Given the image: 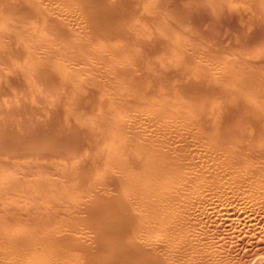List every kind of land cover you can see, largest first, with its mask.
I'll list each match as a JSON object with an SVG mask.
<instances>
[{
	"label": "bare ground",
	"instance_id": "6f19581e",
	"mask_svg": "<svg viewBox=\"0 0 264 264\" xmlns=\"http://www.w3.org/2000/svg\"><path fill=\"white\" fill-rule=\"evenodd\" d=\"M177 1H179V0H177ZM177 1L176 0H0V26H2V28L4 25L3 20L7 17H11L12 19L14 18L15 21L17 20L18 22H20L22 24L28 23V24H33V25L45 26L46 32H49L51 35V39L54 42L55 41L60 42L58 44H54L52 42L53 43V45H52L51 42H48V41H51V40H48L50 38L49 37L48 39H46V40H48L47 41L48 44H46L47 45L46 49H43L42 45L45 46V43L41 44L39 42L41 40H39L36 37V39L38 41L37 42L34 39V36H31V33L29 32L30 31L29 28H28V30H26V29H23L20 27V29H23V30H21L19 32V36L22 34L24 37L23 38L21 36V40L22 41L24 40L26 42L30 41V43L27 42L24 45V47H21L19 50H17L16 56H18L19 59H21V60L26 58V59L30 60L31 62H33V64H34L33 69L34 70L32 71V74H31L34 76L33 81L37 80L36 83L39 82V83H37L38 85L43 84V87H44V88L42 87L43 90L45 89L44 85H46V87L49 86L52 89V91H57V89L60 88L59 87L60 85L63 86V88L67 89L69 84L72 82L70 71L74 69L73 67L74 66H77V67L80 66V67H83V69H84V67H85V69H87L86 66H84V65H88L90 67V68L88 67L89 70L91 71L90 73H92V72L95 73V75L92 73L94 76H96L98 73H99V75H101V74L105 75V78H107V81L110 82L108 84L114 85V88L117 86H122V88L120 90H117L114 92L112 90H110V92L113 94H110L107 91L106 93L110 94V97H111V95L112 96L115 95V98H116L117 93L115 94V92H118L119 95L122 97V99H124L123 100L124 103L121 106L119 105V107H121L120 113L116 114V111L118 112L119 109L117 107V104H116V106H114V108L116 109V110H114L115 114H116L115 118H117V121L120 120V119L118 120V118H121V121L118 124V126L115 125L114 126L115 128H113V132L117 131L116 133H118V135L116 136L115 135L116 133H113L114 136L112 134H109L112 129H109L107 126H106V128H108L110 130V131H108L109 135L106 134L107 131L104 130L105 128H103V130L106 131V133L103 132V134H102L104 136L107 135V138H109L108 136H110V135L113 136V139L111 138L108 141H110V143H111L109 145V149H112V147L114 149L115 148L117 149V150L112 149V150H114L113 152L110 150L112 152L111 156L113 155V158H114L113 153H115L116 157L118 156V158H119V159L118 158L115 159V161H117L116 163H115V161H112L114 164H116L117 168L115 165H113V166H115L114 169L109 167V169L106 170L105 168L107 166H105V168H104L105 170H99L98 169L96 171L95 175L93 173H85L86 171L90 170V169H88V170L85 169L86 171L80 173L79 178H78L79 180L77 181V183H79V189H76L77 188L76 187V188H73L72 190H71L70 186L72 185L71 183L75 182L74 180L77 177V175H75L76 177H73L74 178V180H73L71 175L68 174L70 176V177L68 176V179L72 178L71 180H73L74 182L73 181H71V183L69 182L70 183V186H69L70 189H68L69 190L68 193H70V196L67 199L65 198L67 196H65V197L62 196V198H60L61 194L58 195V197L60 198V199H58V197L56 196L57 195L56 192H54V193H56V195L54 194L55 197H53L52 199H50L48 197V200H41L40 201V199H38L37 196L35 199H32L31 198V197H33V196H31L32 193L30 194L28 192V191H30L29 188H31V187L28 188L29 190L26 189L27 191L23 190L25 188H21V186H23L24 183H22V185H21V183L19 184L20 188L22 190L20 189V190L16 191V193L18 192L17 195L19 197L25 198L24 201H22L21 198H19L18 196H17L18 198H14L10 194V192L14 189L11 187L12 185L10 186L12 190H10L9 193H6L7 192L6 191L4 194L0 195V255L2 254L4 256V258H8V257L15 255L16 258L19 259V261H21L24 264H184L183 263L184 260H182V259H184L183 256H185L183 249L185 248L186 245L188 246L187 241L191 239L190 237H188L190 239H187V235L191 231H193V229L192 230L190 229L191 230L190 231L189 228L187 229V227L189 226V222L194 221V223H192V227H194L193 225L195 224L194 219H192L193 221L191 220L188 222V219H190L189 218L190 215L193 214L191 216H194V212L197 211L196 209L202 208V206H203V208H206V210H209L208 211L209 213H211L210 210H212L213 208L209 209L211 207H208V209H207V206H206L207 204L209 205L211 203L210 198L214 197L219 192L222 194L221 196H224L225 193H230L229 192L230 189H234L233 188L234 184L232 183V181L233 182L235 181V183L237 184L236 185L237 187H238V185L240 186L241 184L248 185L247 183H252V181L249 182V180H248V182H247V180H244L246 178V177H244V175L241 176V174H240V173H242L241 170H244V168L246 166H244V168H243V167H241L240 164L244 163L243 159L246 158L245 153L247 154V156L249 154L246 152L247 150H245L246 146H247V148H249L251 146L253 148H256L257 151H263V153H264V99L262 100V98L264 97V92L259 93L261 91V89L264 88L263 81L258 79L261 83H263V85H262L257 80V82H259V85L261 84L260 86H262V87H260L258 85L259 86L258 90L255 89V87H250L249 88L250 90H253L251 88H254L255 90L253 92H250V90H248L249 92H246L247 91L246 88H248L246 86L252 85V84H250V83H253L251 80L255 81V79L257 78L256 77L258 75L257 71L255 72L257 75L252 74L254 76L253 78H255V77L256 78L250 79L251 82H249V84L245 83L248 79L246 80L245 79L246 77L243 78V80L244 79L246 80V81L242 80V84H244L243 86L246 87L245 88V87L241 86V88L245 89V91L243 92V89L240 88L242 90L241 91L239 88H237V87H240L237 85H239V84L241 85V79H240V81L239 80L237 81L238 76L236 77L235 74H232L234 72H232V73L229 72L231 74H229V73L227 74V71L229 69V68H227L229 66L228 65L229 61L226 60L228 64L225 63L226 64L225 65V64H223V60L221 58L222 63H218V64H222V65L226 66L222 69L220 68L221 70L218 68L219 67L218 65H216L215 63H214L215 65L213 64L214 66H217V68H218V70H220V72L222 70H224L225 68H227V71H225V70L224 71L227 74V77H228V75H230L227 79L225 78L226 81L224 79H222V80L218 79V83H221V84H217V83L215 84L214 76H216L215 78L217 79L218 77L224 78V77H226V75L225 76L223 75L224 77H222L221 75L217 76L219 71L214 72L215 68L213 66H210V67L213 68V69L212 68L211 69L214 70L213 71L214 73L211 70H207L208 67L206 69V67L203 66V64H202V61L197 59V61L201 62V65H199L201 67L195 66L196 67L195 70L191 71V72H197L199 74H203V76L205 77L206 74L208 75V73L211 71L213 74H210V75H212V76L214 75V76L210 77L208 75V76H206L207 80L206 79L201 80L202 83L204 82V80L207 81V82L205 81V83H203L205 87H203L202 83L200 85L201 81L196 82L199 80L195 81L193 79L197 75H195L194 77L191 75L192 79L189 76V78L191 80H189V78H188V80L180 82V84L178 86L177 85L175 86L177 89V91L175 90L177 93L176 97H178V93H180V94H183L184 97L186 96L185 99L189 100V101L187 100V103L191 102V105L188 103L191 106L190 109H188V111H183L182 108H181L182 109L181 110L179 108L180 106H177V103H176V106H174L175 109L171 108L175 104H172V106H169V104H167V105L159 104L160 102L162 104L166 103L165 101L164 102L162 101L163 100V98L161 97L162 95H165V94H166V96L170 95V91L166 90V92H165L164 86L161 88H162V92H165V94L155 93V90H154V94H153V92L151 93L150 89L146 88L148 90H145L144 89L145 87H144L142 90V88H141L142 85L146 86L145 84H147V86H149L148 83L151 82L153 79V78L150 79V81H148V79H147V81L144 82L145 78H146V77L144 78V75H146V74L148 75V73L151 76L156 74L155 76L158 75L160 77H163V79H164L166 74H168L166 72V74L164 75V71H167V70H163V69H168V68H166V67L164 68V66H161V64L158 65V63L156 62L157 64L155 63L156 65H155L154 69H150L148 67L149 65L146 66L147 64L145 65V61H143V60H145L144 57L146 56V54L148 52H150V49L152 50V48H159V49L164 50L166 48L165 45H167V44H165V41H163L166 39L161 40L160 37L159 38L157 37L155 32H152V33H154L155 38L154 39L152 38L153 40H151V41L141 38L142 35H140L138 37L137 35H135V33L138 32L137 34L139 35V33L142 31V29L144 30L146 28V27H142L141 22L146 21L147 18L149 21L152 20V22L154 24H156L155 22L157 21V24L159 23V27H160L158 30H165V28H166V30H165L166 32H167V29L169 28L168 24H166V23H168L169 20H167V22L165 20V23H164L163 21H164L165 16H167L168 18L170 17V19H172L171 17H173V19L174 18L177 19V22H175V23H179V25L181 23L185 26L186 22L187 21L189 22V20H191V18H189V17L195 13L197 14V12H195L196 11L195 8H197V7L193 8L195 11L194 10H191V11L188 10L191 12L190 13L191 15H189L188 12L186 13V11H185V13L183 12L185 15L188 14L187 15L188 17L185 18L183 13L179 12V10H182V9H178L179 6L176 5ZM184 1H188V0H184ZM179 2L181 3V1H179ZM243 2L244 1H242L241 3H243ZM246 2H248V1H245L244 3L246 4ZM182 3H183V1H182ZM182 3H181V5H183L185 2L183 4ZM247 4L249 5V3H247ZM141 6H142V8H141ZM250 6H252V5L250 4ZM140 8L142 9V11L140 10ZM182 8H183V6H182ZM258 9L261 10L262 14L257 9L255 12L259 11V13H257V14H261L260 19L258 16L256 17V13L253 10L252 11L255 13V15H254L255 18H257V20H261L264 18V17L262 18V15L264 13V11H263L264 8H261V9L258 8ZM239 10H240V8H239ZM148 12H151V13L156 12L157 14H154L156 16H154V18L152 16V18H151L150 14ZM250 14H252V13H250ZM163 15H164V17H163ZM248 15H249V12H248V14H246V16H248ZM161 16L163 18H159ZM167 17L165 19H167ZM196 17L194 16V18H196ZM226 17L228 18V16H226ZM245 17H243V18L246 20L247 18H245ZM252 17H253V15H252ZM178 18L180 19V21L178 20ZM188 18H189V20L185 21V19H188ZM194 18L192 17V19H194ZM153 19H154V21H153ZM250 19H251V17H250ZM250 19L248 22L251 21V23H252V19L251 20ZM245 20H244V22H245ZM233 21H234V19H233ZM18 22L15 25L16 28H17ZM193 22L196 23L197 19ZM198 22H199V20H198ZM248 22L246 24L250 25V23H248ZM259 22L260 21H257V23H259ZM254 23L256 24V21ZM260 23L258 25H253V26H259L258 29H260L262 25L264 26V23H262V21ZM9 24L12 25V23H9ZM160 24L162 26H164L166 24L167 26L164 29H162L161 28L162 26ZM169 24L171 25L170 21H169ZM10 25H8V26H10ZM188 26H191V25L188 23ZM192 26H194V25L192 24ZM195 26H197V25H195ZM12 27H13V25H12ZM153 28L155 30L154 26H153ZM174 28L178 29V27H174ZM194 28L195 27H191L190 28L191 30L188 28L189 33H193L192 31L194 30ZM234 28H236V27H234ZM245 28L247 29L248 27L245 26ZM17 29H19V28H17ZM30 29H31V27H30ZM170 29H171V32H173L172 26H170ZM261 29H264V28H261ZM37 30L38 29H36V32H37ZM173 30L175 31L176 29H173ZM238 30L240 31L241 29H238ZM133 31H134V33H133ZM145 31L146 30H144V32ZM178 31H181V30L178 29ZM188 31L186 33L183 32L185 35H181V37L180 36H178V37L183 39L184 37H182V36H186ZM244 31H247V30L244 29ZM252 32L255 34L258 31L256 30V32H255L253 30ZM28 33H30V34H28ZM158 33H159L158 36H160V32H158ZM195 33H193V34H195ZM234 33H237V32L234 31ZM1 34L2 35H0V39L1 38L3 39L5 34H3V33H1ZM239 34L240 35L242 34L241 31L239 32ZM248 34H250V32ZM258 34H260V32H258L257 35ZM6 35H7V32H6ZM196 35L197 34H195V36ZM242 35H244V34H242ZM171 36H172V34H171ZM174 36H176V35H174ZM174 36H172V38ZM187 36L190 39L192 37V36L190 37L189 35H187ZM205 36L206 37L208 36L207 32H206ZM250 36H251V34H250ZM250 36L247 38L251 39ZM6 37H8V36H6ZM10 37L11 36H9V39L11 40ZM42 37H43V35L39 38H42ZM245 37H246V35L244 37H242L243 41H245V39H246ZM254 38H252V39L255 40ZM257 38H258V36H257ZM261 38H264L263 35ZM27 39H30V40H27ZM43 39H45V38H42V41H43ZM181 39H179V43L181 42L180 41ZM242 39H241V41H242ZM252 39H251V41H252ZM256 40H260V38L256 39ZM262 40H264V39H262ZM4 41H6L8 43V39L0 40V47L3 46ZM31 41H33L32 45H31ZM190 42L187 43V45H189V47H190ZM237 42H236V45L241 46V45H239L241 42H238V44H237ZM13 43H14V41H13ZM13 43H11V44H13ZM166 43H168V42H166ZM11 44L9 45V47L11 49V53L12 52L15 53L16 51L13 47H11L12 46ZM33 44H37V45L39 44L40 46L32 47ZM119 44H121V45H119ZM181 44H183V43L181 42L180 46H181ZM244 44H243V46H244ZM246 44H247V42H246ZM252 44L254 45L255 43H252ZM259 44H260V42H259ZM177 45L179 46V44H177ZM236 45L233 44V47H235ZM248 45H249L248 47L251 48V46H250L251 44H248ZM255 45H257V43ZM255 45H254V47H256V50H255V48H252L256 51L255 55L258 54L257 52L260 49H261L260 53L263 52L262 54H264V50H262V47H260L258 45L260 47V49H259V47L255 46ZM168 46H170L169 43H168ZM178 46L177 47L175 46L174 47L175 49L174 48L173 49L167 48L170 50V53L168 51L167 54L165 53L166 56L162 57L163 59L166 58V60L164 59L165 63H163V64L170 63V62H168L169 59L172 62L174 59H180L179 61L187 60L188 57L185 56V54H186L184 52L185 50L184 49H183V51L180 50L181 48L179 49ZM150 47H152V48H150ZM241 47H239V49ZM257 47L259 50L257 49ZM32 48H34L35 50L43 51L44 55H48L49 57L53 58V60L50 58L52 61H54V60L60 61V62L56 63V66L52 67V69H55V70L48 72V71H46L48 68L47 66H44L42 64H35L36 60L39 59L38 57L41 56V54L39 55V54L34 53L33 52L34 49L31 50ZM229 48H230V46L227 49L229 50ZM250 48L247 50L249 51ZM167 49H166V52H167ZM235 49H236V47H235ZM242 49H243V47L240 50H242ZM244 49H246V48H244ZM247 50H244V52H246V53L240 51V53H241L240 55L248 54V56H250L251 53L253 52V50H252V52L249 51L250 54L248 53ZM2 51L3 50L0 49V61L4 67L0 64L2 66V67H0V88H1V91L4 93L1 86L4 84L5 78L9 80V78H7V77H11V76H7L8 71L6 73L5 69H7L10 66L12 67L13 64L11 65V62L8 59L7 54H4ZM146 51H148V52H146ZM190 51H191V49H190ZM35 52H37V51H35ZM153 52H154V54H158L157 49H156L157 53H155V51H152L151 53H153ZM237 52L239 53V50ZM154 54H153V56L155 57ZM260 55H258V56H260ZM44 57L46 58V56H44ZM173 57H174V59H173ZM191 57L192 56L190 54V58H188V60L193 59ZM195 57H196V55H195ZM251 57H253V54ZM152 58H149V60ZM162 58H159V59H162ZM229 58L232 59V61H234L233 56L229 57ZM200 59L203 60L204 58L202 59V57H200ZM241 59L243 61H244V59L246 60V58H244V59L240 58L239 59V57H238L236 59V64L238 61H241ZM20 61H18V63H20ZM139 61H143L144 65L146 66L145 68L150 69V70L148 69L146 71V72H148L146 74L142 73V75H141V73L138 72L140 74V76L137 75V71H138L137 68H138V66L141 65ZM148 61H146V62L148 63ZM153 61L154 60L152 59L149 62H153ZM193 61H194V59H193ZM25 62H26V60L21 61V63H25ZM219 62H220V60H219ZM238 63L240 64V62H238ZM244 63H247V64L249 63L252 66V63H255V61L254 62L252 61V63L245 61ZM247 64H245L246 68L248 66ZM18 65L20 66L22 64H18ZM209 65H210V63H209ZM232 65L233 64H231V66ZM14 66H15V68L12 67V69L14 68L13 71H15L16 69H17L16 71H19V68H17L18 66L17 65H14ZM142 66H143V64H142ZM168 66L173 67L172 65H169V64H168ZM180 66H182V65H180ZM202 66L205 68H203ZM240 66L241 65H239V67H238L239 69L242 68L244 65L242 67H240ZM236 67H237V65H236ZM71 68H73V69H71ZM253 68H254V66H253ZM138 69H141V71L143 70L142 68H138ZM233 69H235V68L233 67L232 70ZM243 69H245V66L243 67ZM31 70H32V68L30 69V71ZM78 70H79V68H77V71ZM255 70L256 69H254L252 72L254 73ZM30 71H29V73H30ZM73 71H71V72L75 73V70H73ZM241 71H242V69H241ZM244 71H246V70H244ZM244 71H242V72L245 73ZM15 72H14V74H17V72L16 73ZM177 72H179V71H177ZM236 72L238 74V72H239L238 69ZM18 73L20 74V71ZM204 73H206V74H204ZM215 73H217V74H215ZM225 73L223 72V74H225ZM246 73L249 74V72H246ZM92 74H90V75H92ZM80 75H82V73ZM90 75H87V77ZM231 75L232 76L235 75V77H236L235 82H230L234 78V76H233V78H230V77H232ZM241 75H242V73H241ZM245 75H243V76H245ZM14 76H12V77H14ZM72 76H74V74H72ZM83 76H81V77H83ZM101 76L99 78L96 76V78H98V80H99L101 78ZM249 76H251V75H249ZM258 76L263 77V75H261V74H259ZM91 77H92V79L95 78L93 76H91ZM11 78H10V80H11ZM76 78H78V76ZM103 78L104 77L102 76V80H103ZM149 78H151V77L149 76ZM212 78H213V80H212ZM250 78H252V77H250ZM158 79L159 78H157L156 80H158ZM163 79H161V80L163 81ZM195 79H197V78H195ZM85 80L88 83V80H91V79L87 78ZM263 80H264V78H263ZM12 81H14V79ZM76 81H77L76 82L77 84L75 83L76 85H75L73 92H75L76 90H81L82 94H83L84 91L86 90V88H85L86 87V84H85L86 81H81V82L79 80H76ZM227 81L232 83V84H230L231 86H228L225 90H223V92H220L222 85H223V87L226 84L228 85ZM154 82L155 81L153 79V83ZM168 82H170V81H168ZM223 82H227V83L224 85ZM157 83H159V82H157ZM12 84H13V82H12ZM24 84L26 86L25 82H24ZM90 84L91 83L89 82V85ZM205 84H207V85H205ZM256 84H258V83H256ZM19 85H18V88H21V86H23V84L20 87H19ZM160 85H162V84H160ZM258 86L256 88H258ZM100 87L102 90L103 89L102 86H100ZM170 87H171V90L173 92L175 87L174 86H173L174 88L172 86H170ZM170 87H168V88H170ZM3 88H6L7 90H5V91H8L7 87L3 86ZM16 88L17 87H15V89ZM42 88H41V90H42ZM68 88H70V87H68ZM97 88H99V86ZM16 90L18 91V89H16ZM62 90H64V89H62ZM65 91L67 93H69L68 92L69 89L65 90ZM95 91L94 92L97 94L98 90L95 89ZM2 92H0L1 93L0 96L3 95ZM23 92H25V91H23ZM66 92H64V94ZM73 92H72V94H73ZM160 92H161V90H160ZM8 93H10V92H8ZM25 93H28V92H25ZM25 93H23L24 96L27 95ZM42 93H44V92H42ZM45 93H46V91H45ZM62 93H63V91H62ZM77 93L80 94L81 92L76 91V93H74V97L69 94L70 98H68V99H70V100H68V101H72L71 105H72V103L73 104H79L77 101L80 100L79 96H81V94L78 95ZM214 93L216 96L213 95ZM242 93L246 94L245 97L243 96L244 94H242ZM5 94L7 95V93H5ZM12 94H11V96H13ZM221 94H223V97H226V99L223 98L224 100H222L220 102L225 101L228 104L229 100H231V101L234 100V102L238 104V105L236 104V106L238 107L239 110L235 111L234 110L235 106L233 105L234 108H232V109L234 111L231 112V110H230L231 108L228 110V109H226L227 107L226 108L222 107L224 105L223 103H222V106H218L217 104H215V108L213 107L212 109H210L211 107H209L208 103L202 101V98L204 96L209 97L208 99L212 101V99H210V96H212L213 99L216 98L215 99L216 101H214V100H213V102L209 101V102H211V104L213 106V103H218L217 101L222 97ZM18 95H20V94H18ZM52 95H54V94H52V92H51V96ZM103 95H106V94H103ZM217 95L221 96V97H219V99H218ZM54 96H53V98H54ZM65 96L67 99L68 95H65ZM46 97H47V95H46ZM56 97H55V99H56ZM72 97H73V99H72ZM86 97H88L92 100L91 97H95V96L92 95L91 97H89L87 95ZM103 97H106V96H103ZM14 98H15V96H14ZM18 98H19V100H21V98H23V97H18ZM35 98H38V97H35ZM40 98H41V96H40ZM47 98L49 99L50 96ZM84 98H85V96H84ZM109 98L107 97V99H109ZM23 99H22V102H25ZM63 99H64V95H63ZM66 99H64L65 102L62 101V99H61L59 101V103H61V101H62L64 103L67 102V104H68V101H66ZM82 99H83V97H82ZM85 99H87V98H85ZM97 99L98 98L96 95V100ZM107 99L103 98L104 101ZM110 99L112 100V98H110ZM176 99L179 100V97ZM0 100H1V97H0ZM36 100H38V99H36ZM41 100H42V98H41ZM103 100H101V101H100V99L97 100V101H100V103L98 102L99 104H97V107H99V105L101 104L100 107L102 106V108H106L107 102H102ZM97 101L95 103H97ZM184 101H186V100H184ZM7 102H9V100ZM85 102H86V100H85ZM113 102H114V100H113ZM113 102H112V104L110 102V104L113 105ZM140 102L142 104H140ZM2 103L0 101V104H2ZM11 103H12V101H11ZM26 103H24L25 106H28V105L31 106V104L26 105ZM40 103H41V101H40ZM117 103H118V101H117ZM135 103L137 104V108L134 106ZM178 103H179V101H178ZM180 104H183V103H180ZM188 104H187V106H188ZM232 104H234V103H232ZM232 104H230L229 106H231ZM2 105L4 106V104H2ZM142 105H143V108H142ZM185 105H186V103H185ZM23 106H21V107H23ZM56 106H57V103H56ZM59 106L61 107V105H59ZM67 106H69V104ZM76 107H77V105H75V108ZM134 107H135V109H133ZM176 107H178L179 109ZM47 108L48 107H46V109ZM138 108H139V110H138ZM184 108H185V106H184ZM19 109H16V110H19ZM130 109H133V111H130ZM4 110L5 109H3V111ZM11 110L12 109H10L9 112H11ZM30 110L31 109H29L28 111H30ZM47 110L52 112L51 109H47ZM134 110L135 111L137 110L138 112L143 114L142 116H144V117L146 115V118H148L150 122L148 120H146V121H148L151 126H149L148 122H146L145 124L148 125L149 129L151 127H154L153 130L151 128V130L147 129L148 131H145L146 128H144V130H142L143 128H141L142 131L138 132L137 131L138 128H134V126L136 127V124H137L135 122V120L139 114V113H137V114L132 113V112H134ZM62 111H64V110H62ZM22 112L20 114H22ZM12 113H14V112H12ZM56 113H58V110L56 111ZM60 113H63V112L60 111L59 114ZM20 114H19V116H20ZM33 114H34V111H33ZM63 114H62V116H63ZM89 114H90V112H89ZM96 114H94L95 115L94 117L98 116L96 119V121L98 122V121H100L99 115L96 116ZM141 114H140V116H141ZM3 115H5V113ZM10 115H11V113H10ZM24 115H22V116H24ZM26 115H28V114L26 113ZM53 115L54 114H52L51 117H53ZM83 115L84 114H82V117H83ZM33 116H31V117H33ZM35 116L33 118L34 122H35ZM57 116H59V115L57 114ZM77 116H79V115H77ZM128 116L129 117L131 116L130 119ZM90 117L92 118L93 116H90ZM90 117L86 118L87 122H88V119L89 120L91 119ZM126 117H128V118H126ZM22 118H24V117H22ZM43 118H46V117L43 116ZM93 118H92V120H95V118L94 119ZM107 118L113 119V117L109 118L108 116H107ZM115 118L113 121H115ZM28 119H29V117H28ZM28 119L26 118L25 121H27ZM58 119L62 120L63 118H58ZM73 119L71 118L72 121H73ZM127 119L129 120V122H124L125 120L127 121ZM9 120H10L9 121V124H10V122L14 121V118H13V120L12 119H9ZM21 120H24V119H21ZM92 120H90V122H92ZM102 120H104V119H101V121ZM131 120L133 122H130ZM16 122H18V124H19V120ZM28 122H30V120ZM39 122L40 121H38V123ZM59 122L60 121L58 120V123ZM134 122L136 123L135 125H134ZM144 122L145 121L142 122L143 126L145 125ZM11 124H13V122ZM24 124H26V123L23 122L22 125L19 124V125H21L19 127L23 129ZM33 124H35V123H33ZM49 124H50V122H49ZM83 124H85L84 121H83ZM87 124H89V123H87ZM142 124H140V126H137V127H141ZM27 125L30 127L29 124H27ZM95 125L97 126V124H95ZM137 125H139V124H137ZM28 126L26 128H29ZM71 126H72V124H71ZM74 126H76V125H73L72 127H74ZM5 127L6 126H4L0 122V143L1 144L8 141L7 139L9 138V134L7 133V132H9V130L6 131L7 129H5ZM8 127H9V125H8ZM8 127H6V128H8ZM43 127H44V123H43ZM79 127H80L79 130H81L82 128H85L83 126H79ZM64 128H65L64 126L63 127L61 126L58 133H57V131L54 132L55 135L52 131V134L54 136L50 135L51 133L48 135L47 134L43 135L46 137H43V140H41L40 142L38 140V142H37V143H39V146L37 148V150H38L37 152H39V153L34 154V155L37 156L40 153L42 155V153H44V152H46V153L50 152L52 154L55 153V155L57 153H60V155H61L60 157H62V158H70V156L78 157V156H80L81 152H83V149L89 148V145H87L88 144L87 141H85V142H87V144L85 143V145H86V147H85L84 142H82L80 140L81 138L79 136H81V135H80V132H77L78 129L75 130L73 128L74 129L73 130V129L68 128V130H67V128H65V129ZM87 128H88L87 132L89 131L92 134L93 130L91 131L89 129L90 126H88ZM100 128H102V127L100 126ZM100 128H96L95 129L96 131H94V132L97 133V129H99V131L102 132V130ZM22 129H21V131H22ZM34 129L36 130V128H34ZM55 129H57V128H54V131H55ZM91 129H92V126H91ZM134 129L135 130L137 129V130L134 131ZM13 130L15 131L16 129H12L10 132H12ZM46 130L47 129H45V131ZM51 130H53V129H51ZM125 130H127V132ZM29 131L30 130H28V132ZM32 131H34V130H32ZM82 131H84V129H82ZM49 132H47V133H49ZM128 132H130V134H128ZM26 133H27V129H26ZM33 133L31 132L29 134L30 137ZM90 133H88V134L91 136ZM98 133L100 134V132H98ZM153 133L157 136V142L158 143L156 142V144L153 143L154 142V138H153L154 136L151 137V135H154ZM88 134L86 135L85 133H83V135H85L86 137L88 136ZM134 134H137L136 139H133ZM10 135H11V133H10ZM13 135H14V133H13ZM98 135L97 136L94 135V137L92 135L91 138L95 139V136L98 138L99 137ZM16 136H17V134H16ZM32 136H35V135H32ZM41 136H39V137L41 138ZM90 136H88V137H90ZM156 136H155V139H156ZM14 137H15V135H14ZM100 137H101V135H100ZM100 137H99L98 141L103 142L104 140H102V139L100 140ZM35 138H33L34 141L36 140ZM37 138H38V136H37ZM152 138H153V140H152ZM31 139H30V141H32ZM82 139H84V137H82ZM88 139H90V138H88ZM17 141H19V140H17ZM108 141L105 139L104 143L108 142ZM100 142H97L99 144L96 143L97 146L100 145ZM22 143L20 141L21 147L24 146V145H22ZM104 143H102L101 145H103ZM4 144H2V145H4ZM17 144H18V142H17ZM17 144H15V146ZM108 144L107 145L104 144L103 148H104V146H106L105 149H108V147H107ZM6 145H8V143ZM6 145L4 146V148L6 147ZM37 145L38 144H36V146ZM111 145H112V147H111ZM32 146H34V145H32ZM91 146H92L91 148L94 147L92 144H91ZM190 146L191 147L193 146L192 148H194V146L202 147V148H200V150L204 149V150L208 151L210 154L212 152V156H213V153H215V155H214V157L216 156L215 159L217 158V154L220 155V157H218V159H220V160L222 157H224L223 160H226L225 159V157H226L227 158L226 162L228 161V165H230L231 167H229L226 171H223L222 173L218 172V171H220L219 167H216V168H218V171H215L216 170L215 169L214 174H216L217 172L221 173L218 175L217 174L216 175H210L209 171H207L208 168L205 170V172L209 173V175H206V173L204 174L203 173L204 171L199 172V173L196 172L199 169H197V170L194 169L195 171L194 170H185L186 169L185 164L189 163V162L193 163L192 158L194 156L196 157V154H197V153L195 154L193 152H196L198 147L191 150L192 148H190ZM8 147L9 146H7L6 148H8ZM96 148H98V147H96ZM103 148H102V150H104ZM250 148L248 150L251 151ZM253 148H252V150H255ZM25 149H27V147ZM100 150H101V148H100ZM204 150H201L199 152L204 153L203 152ZM256 150L251 151L252 157L254 156V158L257 157V156L255 157V155H257L256 153H258ZM116 151H118L117 153H119V155L116 153ZM26 152H27V150H26ZM34 152L36 153V150ZM254 152H255V155H253ZM27 153H25V155ZM29 153H31V152H29ZM104 153L105 154L107 153L110 155V153H108V152H103V154ZM205 153H207V152H205ZM101 154H99V155H101ZM204 154L203 155L201 154L202 155L201 156L198 153L197 156L200 155L201 157H204V158H202L204 160V159H206L205 156L209 155L207 153L204 156ZM260 154H262V153H260ZM260 154L258 155V158L261 157ZM31 155H30V157H31ZM89 155H88V157L90 158L91 156H89ZM109 155H106V156L108 157ZM11 156H14V153ZM17 156H18V154H17ZM28 156L29 155H27V158H28ZM57 156H59V155L57 154ZM102 156L103 155H101L99 157L101 158ZM209 156L211 157V155H209ZM23 157H25L24 154H23ZM249 157H250L249 159L251 160L252 157L250 155H249ZM49 158H50V156L48 157V159ZM85 158L86 157H83V159H85ZM198 158H199V156H198ZM258 158H256L255 160H257V162L259 163L260 159H258ZM48 159H46V160H48ZM90 159L87 160V158H86V160L89 162H90ZM96 159H98V158L95 157V161H96ZM101 159H103V158H101ZM184 159H185V161H184ZM196 159H197V157H196ZM215 159H213V160H215ZM218 159H216V160H218ZM247 159H245V161ZM262 159H263V157H262ZM40 160H41V158H40ZM68 160L69 159H66V161H68ZM104 160H107V159L104 158ZM187 160H188V162H186ZM87 161L85 162L86 165L87 166L91 165V163L89 164V162H87ZM252 161L254 162V160H251L250 162H252ZM263 161H262V163H263ZM98 162L101 163L102 161L101 162L98 161ZM112 162H110V163H112ZM216 162L218 163V161H216ZM73 163H76V162H73ZM99 163H98V166H100ZM252 163H249V164H252ZM258 163L257 164L254 163V164L258 165ZM245 164H246V162H245ZM68 165H70V161L68 162ZM246 165H248V164H246ZM262 165H264V164H262ZM262 165L260 163L261 167H263ZM53 166H54V164H53ZM70 166H72V165H70ZM139 166H141L145 169L142 170V168H140L141 169L140 170L138 168ZM236 166H239L243 169L238 170L239 168ZM242 166H243V164H242ZM249 166L247 168H249ZM251 166H250V168L252 169V167H254V166H252V167ZM260 166H258V168H260ZM100 167H102V165ZM137 168L139 170H137ZM232 168H236V170H232ZM247 168H245V169H247ZM250 168H249L250 171L249 170L247 171L249 173L252 172ZM115 169H117V170H115ZM254 170H256L255 172L260 171V169H254ZM263 170L264 169H262V171ZM52 171H53L52 172L53 175L56 176L57 171L55 170L56 171L55 174H54V169ZM65 171H67V173H69L68 171H71V170H65ZM239 171H240V173H239ZM262 171H261V173H262ZM245 172H246V170H245ZM2 173H4V172H2ZM5 173L7 174L6 171H5ZM67 173H65V174H67ZM249 173L247 174V176H249L251 174V173L250 174ZM27 174L28 173H26V175ZM74 174H76V173H74ZM258 174H260V172ZM258 174H255V175L257 176ZM59 175L61 176L60 172H59ZM59 175H57V176L59 177ZM255 175L253 174V177ZM261 175L263 176V174H261ZM250 176H252V175H250ZM6 177H8L9 182H10L9 178L13 179V177H11V175H9V172H8ZM18 177L16 176V178H18ZM241 177L242 178L244 177L243 180H240ZM253 177H252V180L254 179V181L256 183H258L259 181H262L260 179H263V178H260L259 176L258 177L260 179L257 177L258 180L255 179L256 177H254V178ZM4 178L5 177H3V180H5ZM16 178H14V179H16ZM21 178H23V177H21ZM64 178H65V176H64ZM248 178H246V179H248ZM14 179L12 181H14ZM52 179L54 180V183H55L56 180L54 178H49V180H51L50 182L53 181ZM65 179L67 180V183H68V179L67 178H65ZM16 180H20V179H16ZM100 180L103 182H101ZM62 181H63V179H62ZM96 181H98V182H96ZM15 182L19 183L17 181H15ZM21 182H23V181H21ZM262 182H264V181H262ZM3 183H5V182L3 181ZM16 183H15V185H17V187H18L19 185ZM30 183L32 184L35 182L30 181ZM36 183L39 184L40 181L36 182ZM36 183L33 185H36ZM42 183H43V181H42ZM44 183L42 185H44ZM57 183L59 185L56 183L55 184L51 183V184L53 186H55V188H56V185H58V188H60L59 187L60 183L58 181H57ZM77 183L75 182L74 184H77ZM25 184H26V182H25ZM15 185L13 187H15ZM29 186H31V185H29ZM37 186L38 185H36V187ZM25 187H28V186L25 185ZM62 187H61V189H62ZM87 187L89 188V191L87 193L88 195H86V192L84 190V193L86 195L85 196V195H83L84 194L83 189L84 188L86 189ZM3 188H4V186H3ZM75 189L77 191H79L78 193H83V194H81V195L79 194V196H78ZM31 190H32V188H31ZM33 190H34V188H33ZM56 190H57V192L59 191L58 189H56ZM80 191H82V192H80ZM0 192H1V190H0ZM60 193H61V191H60ZM13 195H16V194H13ZM76 195H77V197H76ZM221 196H219L218 199ZM221 199L223 200L224 197L220 198L219 200H221ZM222 200H221V202H222ZM223 203L221 205H223ZM224 204H227V203H224ZM210 205L213 207L212 203ZM218 206H220L219 203H218ZM214 207H215V205H214ZM232 207H234V206H232ZM221 208L223 209V207H220L219 210L222 211V215H223V210H221ZM201 210L203 211V209H201ZM233 210H230V211H233ZM192 211H194V212H192ZM214 211L216 212L215 209H214ZM235 211H234V213H236ZM224 212H225V209H224ZM202 214H203V212H202ZM225 214L226 213H224V215ZM228 214H230V213L226 214L227 219L229 218L227 216ZM232 214H230V215H232ZM203 215H206V213ZM244 215H245V213H244ZM245 216H249V215H245ZM196 217H194V218H196ZM207 217H209V216H207ZM217 217L215 216L214 218L217 219ZM239 217H240V215H239ZM211 219H212V216H211ZM220 219H217V220H220ZM236 219H237V217H236ZM248 219H249V217H248ZM250 219H252V218H250ZM208 220H210V219H208ZM230 220L233 221L235 219H233V220L230 219ZM241 220H244V218ZM199 221L202 222L201 220H199ZM247 221L244 220L245 223ZM252 222H254V221H252ZM235 224H236V222H235ZM237 224H238V226L240 225L239 223H237ZM243 225H244V223H243ZM251 225L252 224H250V226ZM248 226H247V230L249 228ZM254 228H258V226L254 227ZM249 229H251V227ZM249 231H252V229ZM193 234H195V233H193ZM200 234H201V232H200ZM196 240L197 239L195 238V243H196ZM188 242H190V241H188ZM193 242L194 241L192 240V243ZM189 245L192 247V249H194V247L196 248V246H193L191 244H189ZM190 246H188V247H190ZM212 250L210 252L207 251L208 254L209 253L213 254ZM199 252H201V251H199ZM212 256H214V255H212ZM206 257H207V255H206ZM192 259L193 258H191V261H193ZM194 260L198 261L196 259H194ZM189 263H190V261H189ZM197 263H199V262H196L195 264H197ZM218 263H220V261H218ZM192 264H194V263L192 262ZM214 264H216V261ZM227 264H230V263H227ZM256 264H264V259L259 260V262L257 261Z\"/></svg>",
	"mask_w": 264,
	"mask_h": 264
},
{
	"label": "rangeland",
	"instance_id": "374dc122",
	"mask_svg": "<svg viewBox=\"0 0 264 264\" xmlns=\"http://www.w3.org/2000/svg\"><path fill=\"white\" fill-rule=\"evenodd\" d=\"M177 1V0H176ZM179 1H181V3H182V1H183V5H181V3L179 2ZM179 1H177V3H176V5L177 6H179V8L178 9H182V10H179V12H181V13H185V11H186V13L188 12L189 13V15H191L190 13V11L191 10H194L193 8H195V7H197V8H195V12H197V14L195 15V14H193L192 16H190L189 18H191V20H189V18L188 19H185V21L186 20H189V24L191 25V26H188V23L186 22V25L184 26L183 24H181L180 23V25H179V23H175V22H177V19H173V17H171L172 19H170V17L168 18L167 16H165V18L167 17V19H165L164 18V23H165V20H166V22H167V20H169L170 21V23H171V25L169 24V21H168V23H166V24H168V29L170 30H168L167 29V32L165 31L166 30V24L164 25V26H162L161 24V28L162 29H164L165 28V30H158L160 27H159V23L157 24V21L155 22L156 24H154L153 22H152V20H148V18H147V20L146 21H142L141 22V25H142V27H146L144 30H146L145 32H144V30L142 29V31L139 33V35L137 34L138 32H136L135 33V35H137L138 37L140 36V35H142V37L141 38H143V39H146V40H149V41H151V40H153L155 37H154V33H152V32H155V34L157 35V37L159 38H161V40L162 39H166V40H163V41H165V44H167V45H165V49L163 50V49H159V48H152V47H150V48H152V50L150 49V52H148V51H146V52H148L147 54H146V56L144 57L145 58V60H143V61H145V65L146 66H148L150 69H154V67H155V65L158 63V65H160L161 64V66H164V68L166 67V68H168V69H163V70H167V71H164V75L166 74V72L169 74H166V76H165V78L163 79V77H160V76H155V75H150L148 72H146L148 69H146L145 67V65H144V62L143 61H139L140 62V66H138V68H142L143 70L141 71V69H138L137 67V75L138 76H140V74L139 73H141V75H142V73H144V74H146V73H148V75L146 74V75H144V78H145V81L144 82H146L147 81V79H148V81H150V79H154V83H153V79H152V81L151 82H147L148 83V85L149 86H147V84H145L146 86H144V85H142V90H143V88L145 89V90H148V89H150L151 90V93L153 92V94H154V90H155V93H158V94H165V92H166V90H168V91H170V95H167L166 96V94L165 95H162L161 97L163 98V102L165 101L166 103L164 104H162L160 101V103L159 104H161V105H167V104H169V106H172V104H175V105H173L171 108H174L175 109V107L174 106H176V103H177V106H180L179 108L181 109H183V111H188V109H190V105H191V102H188L187 103V100L188 99H185L186 98V96L184 97V95L183 94H180V93H178V97H179V100H177L176 98H178V97H176V95H177V93H176V91H177V89H176V85L178 86L179 84H180V82H183V81H186V80H188V78H189V76H190V78L193 76H195V75H197V76H195V78H197V79H195V78H193L195 81L196 80H199V81H196V82H200L201 80H203V79H206L207 80V77L206 76H210V77H213L212 75H210V74H213L214 72H218V74L217 73H215V74H217V76H222V77H224L225 75H226V77H224V78H215L216 76H214V81H215V84L217 83V84H221V83H218V79L219 80H222V79H224L225 80V78L227 79L230 75H228V77H227V74L229 73V72H234V73H232V74H235L236 75V77L238 78L237 79V81L239 80L240 81V79H241V85L239 84V85H237V86H240V87H237V88H241V86H243L244 84H242V80H243V78H245L243 81H246L245 83H247V84H249V82H253V83H250V84H252V85H249V86H246V87H248V88H246L245 86H243V87H245L246 88V92H249L248 90H250L249 88L250 87H255V89H259V86L262 84L263 85V83H264V80H263V78H264V54H262L263 52H261L260 53V47H262V50H264V40H262V39H264V38H261L262 37V35H263V37H264V29H261V28H264V26L262 27L261 26V28L260 29H258V27L259 26H253V25H258L261 21H262V23H264V13H263V15H262V18L263 19H261V20H257V18H255V13H256V17L258 16L259 17V19L261 18L260 16H261V14H262V12H261V10H259L258 8H264L263 6H264V0H188V1H184V0H179ZM242 1H248V2H246V4L243 2V3H241ZM191 2V3H190ZM247 3H249V5L247 4ZM179 4V5H178ZM250 4L252 5V6H250ZM181 6V7H180ZM182 6H183V8H182ZM190 8H189V7ZM261 6V7H260ZM252 7V8H251ZM256 7V8H255ZM141 8H142V6H141ZM140 8V10L142 11V9ZM239 8H240V10H239ZM256 9L257 10H259L260 11V13L261 14H257V13H259V11L258 12H255L256 11ZM188 10H190V11H188ZM255 12H253V11ZM263 10V9H262ZM193 11V12H194ZM264 11V10H263ZM248 12H249V15L248 16H246V14H248ZM149 14H150V16H151V18H152V16H153V18H154V16H156V15H154V14H157L156 12L154 13V12H148ZM183 13V15H184V17L186 18V17H188L187 15L188 14H184ZM250 13H252V14H250ZM252 15H253V17H252ZM149 16V17H150ZM194 16L196 17V18H194ZM226 16H228V18L226 17ZM234 16V17H233ZM246 16V17H245ZM163 17H164V15H163ZM162 16L161 17H159V18H163ZM192 17L196 20L197 19V22L196 23H194L193 21H195L194 19H192ZM243 17H245V18H247L246 20L243 18ZM250 17H251V19H252V23H251V21L250 22H248L249 21V19H250ZM181 18V17H180ZM224 18V19H223ZM249 18V19H248ZM229 19V20H228ZM233 19H234V21H233ZM250 19V20H251ZM163 20V19H162ZM176 20V21H175ZM178 20L180 21V19L178 18ZM198 20H199V22H198ZM244 20H245V22H244ZM17 21V20H16ZM15 20H14V18L12 19L11 17H7V18H5L4 20H3V28H2V26H0V35H2L1 33H3V34H5V36L3 37V39L1 38L0 40H5V39H8V43L6 42V41H4L3 43V46H1L0 47V49H2L3 51V53L4 54H7V57H8V59L10 60V62H11V65L13 64V66L12 67H14L15 68V66L14 65H17L18 67L17 68H19V71H20V74L18 73L19 71H16L17 72V74H14V72L15 71H13V69H12V67L10 66V67H8L7 69H5V72L7 73V71H8V74H7V76H14V77H12L13 79H14V81H12L13 79L11 78V77H7V78H9V80L8 79H6L5 78V80H4V84L1 86L2 87V90L4 91V93L1 91V88H0V92H2V94L3 95H1L0 97H1V103L2 104H4V106L2 105V104H0V122L4 125V126H6V127H8V125H9V127L8 128H6L5 127V129H7L6 131H8L9 130V132H7L8 134H9V138L7 139L8 141H6V142H4L3 140V142L5 143H2V144H4V145H2L1 143H0V190H1V192H0V195L1 194H4L6 191V193H9L10 192V190H12L11 189V187L12 188H14L11 192H10V194L14 197V198H18L19 196L17 195V193H16V191L17 190H20L21 188H25V189H23V190H29L30 189V191H28L30 194H31V196H33V197H31L32 199H35L36 198V196L38 197V199H40V201L41 200H48V197L50 198V199H52L53 197H55V195H56V193H57V197H58V195H60V198H62V196H67V197H65L66 199L70 196V193H68V189H70V187H71V190L73 189V188H76V189H79V183H77V181L79 180L78 178H79V175H80V173H82V172H85L86 170H88V169H90V170H88V171H86L85 173H93L94 175H95V173H96V171L99 169V170H108L109 169V167L110 168H115V166H116V164H114L112 161H115V159L116 158H118V156L116 157V154L115 153H113L114 154V158H113V155L111 156V153L116 149H114L113 147H112V145H111V147H112V149H114V150H112V149H109V145L111 144L110 143V141H108L109 139H113V136H114V134L113 133H116L117 131H115V132H113V128H115L114 126L115 125H117L118 126V124L120 123V121H121V118H118V120L119 121H117V118H115L116 117V114L117 113H120V108L121 107H119V105L121 106L124 102H123V100L124 99H122V97L119 95V93L118 92H115V94H116V98H115V95H111V97H110V94H113V93H111L110 92V90H112L113 92L114 91H117V90H120L121 88H122V86H117V87H115L114 88V85H110V84H108V83H110V82H108L107 81V78H105V75H102L104 78H103V80H102V76L101 75H99V73L96 75L98 78L101 76V78L98 80V78H96V76H94L95 75V73H90L91 71L89 70V66L88 65H84V66H86V68L88 69H85V67H84V69H83V67H77V66H74L73 68H71V69H73V70H75V73H73L74 71L73 70H71V71H73V72H71L70 71V74H71V80H72V82L69 84V86L68 87H70V88H68L67 87V89H65V88H63V86H59L60 88H58L57 89V91H52V89L49 87V86H47L46 87V85H44L45 86V89L43 90V84H37V83H39V82H37L36 83V81H33L34 80V76L33 75H31L32 74V71L34 70L33 69V62H31L30 60H28V59H26V58H24L23 60H26V62L25 63H21V61H23V60H21V59H19V57L18 56H16L17 55V50H19L21 47H24V45L27 43V42H29L30 43V41H22L21 40V36L23 37V35L21 34L20 36H19V32L21 31V30H23V29H26V30H28V28H29V32L31 33V36H34V39L37 41V39H36V37L39 39V40H41V41H39L41 44H43V43H45V46L44 45H42V47H43V49H46V44H48V42H53L54 44H58V43H60V42H57V41H53L52 39H51V35H50V33L49 32H46V28H45V26H43V25H33V24H28V23H20V22H18V25H17V28H19V29H17L16 28V24H17V22H16ZM153 21H154V19H153ZM174 21V22H173ZM184 21V22H185ZM256 21V24L254 23ZM257 21H260L259 23H257ZM233 22V23H232ZM235 22V23H234ZM250 23V25L249 24H246V23ZM9 23H12V25H13V27H12V25H10ZM21 25H20V24ZM150 23V24H149ZM200 23V24H199ZM202 23V24H201ZM192 24L194 25V26H192ZM261 24V23H260ZM8 25H10V26H8ZM26 25V26H25ZM152 25V26H151ZM183 25V26H182ZM195 25H197V26H195ZM31 27V29H30V27ZM153 26L155 27V30H154V28H153ZM170 26H172V31L173 32H171V29H170ZM178 27V29H180L181 31H178V29L177 28H174V27ZM245 26L246 27H248L247 29L245 28ZM20 27L21 28H23V29H20ZM37 27V28H36ZM153 29H152V28ZM191 27H195L194 28V30L192 31L193 33H195V34H197L196 36H195V34H193V33H189V29L191 28ZM234 27H236V28H234ZM184 28V29H183ZM189 28V29H188ZM243 28V29H242ZM255 28V29H254ZM3 29V30H2ZM9 29V30H8ZM36 29H38L37 30V32H36ZM173 29H176L175 31L173 30ZM238 29H241L240 31H241V33L242 34H244V35H240L239 34V30ZM244 29L245 30H247V31H244ZM256 32V30L258 31V32H260V34H258L257 35V33L258 32H256L255 34L252 32L253 30ZM188 31V33L186 34V36L187 35H189L190 37H191V39L187 36H182V37H184L183 39H181V38H179L178 36H180L181 37V35H185L184 33H186L187 31ZM191 30V29H190ZM207 32V37L205 36L206 35V32ZM263 30V31H262ZM137 31V30H136ZM204 31V32H203ZM234 31L235 32H237V33H234ZM6 32H7V35H6ZM150 32V33H149ZM158 32H160V36H158ZM184 32V33H183ZM250 32V34H251V36H250V34H248ZM253 34H252V33ZM30 33H28V34H30ZM43 35V37L42 38H45V39H43V41H42V38H39V37H41L42 35ZM133 33H134V31H133ZM167 33V34H166ZM176 33V34H175ZM263 33V34H262ZM166 34V35H165ZM170 36H169V35ZM171 34H172V36H174V35H176V36H174L173 38H172V36H171ZM203 34V35H202ZM239 34V35H238ZM155 35V36H156ZM246 35V39H245V41H243V39H242V37H244ZM261 35V36H260ZM6 36H8V37H6ZM9 36H11L10 38H11V40L9 39ZM46 36V37H45ZM237 36V37H236ZM241 36V37H240ZM250 36V38L252 39V38H254L255 36V40L256 39H259L260 38V40H253L252 39V41H251V39H248L247 37H249ZM253 36V37H252ZM257 36H258V38H257ZM2 37V36H1ZM19 37V38H18ZM50 37V38H49ZM206 37V38H205ZM240 37V38H239ZM5 38V39H4ZM24 38V37H23ZM49 38V39H48ZM153 38V39H152ZM181 39L180 41L184 44H181V46H180V43H179V39ZM189 38V39H188ZM46 39H48V40H51V41H48V40H46ZM185 39V40H184ZM239 39V40H238ZM241 39H242V41H241ZM27 40H30V39H27ZM188 40V41H187ZM238 42H241L239 45H241L242 47H243V51L242 50H240L242 47L241 46H238V45H236V42L237 41ZM247 40V41H246ZM13 41H14V43H13ZM48 41V42H47ZM191 41V42H190ZM32 42L33 41H31V45H32ZM38 42V41H37ZM166 42H168L169 43V45L170 46H168V43H166ZM190 42V47H189V45H187V43H189ZM238 42H237V44H238ZM246 42H247V44H246ZM250 42V43H249ZM259 42H260V44H259ZM11 43H13V44H11L12 46L11 47H13L14 49H15V53H11V49H10V47H9V45ZM53 43H52V45H53ZM119 43V42H118ZM245 43V44H244ZM252 43H257V45H255V46H258L259 47V49H258V47H257V49L259 50H257L258 52V54L257 55H255V50H256V47H254V45L252 44ZM177 44H179V46L177 45ZM233 44H235L236 46V49H235V47H233ZM243 44H244V46H243ZM248 44H251L250 46H251V48L250 47H248L249 45ZM119 45H121V44H119ZM183 45V46H182ZM247 45V46H246ZM38 46H40L39 44L37 45V44H33V46L32 47H38ZM177 47L178 46V48L180 49V50H182L183 51V49L185 50L184 52L186 53L185 54V56H187L188 58H190V54H191V58H193L194 59V61H193V59H189L188 60V58H187V60H182V61H179L180 59H174V57H173V62L169 59L168 60V62H170V63H168L169 65H172L173 67H169L168 66V64H163V63H165V60H166V58H162V57H165L166 56V54L168 53V51H169V53H170V50L169 49H167V48H170V49H173L174 47ZM230 46V48H229V50L227 49L228 47ZM186 49H185V48ZM189 47V48H188ZM238 47V48H237ZM239 47H241L240 49H239ZM6 48V49H5ZM244 48H246V49H244ZM250 48V50L249 51H251L252 52V50H253V52L251 53V55L250 56H248V54H246V55H240L241 53H240V51L241 52H244V50H247V49H249ZM252 48H255V50L254 49H252ZM34 48H32L31 50H33ZM155 49V50H154ZM156 49H157V52H158V54H154V52L153 53H151L152 51H155V53H157L156 52ZM166 49H167V52H166ZM175 49V48H174ZM190 49H191V51H190ZM252 49V50H251ZM149 50V49H148ZM239 50V53L237 52ZM35 51H37V52H35ZM172 51V50H171ZM248 51V50H247ZM248 51V53L250 54V52ZM7 52V53H6ZM34 53H36V54H41V56H39L38 58L39 59H37L36 60V62H35V64H42V65H44V66H47L48 68H47V70L46 71H53V70H55V69H52V67L53 66H56V63H58V62H60V61H56V60H54V61H52L53 60V58H51V57H49L48 55H44V52L43 51H41V50H35L34 49V51H33ZM204 52V53H203ZM43 53V54H42ZM160 53V54H159ZM162 53V54H161ZM166 53V54H165ZM200 53V54H199ZM244 53H246V52H244ZM261 55H260V54ZM15 54V55H14ZM153 54L155 55V57L153 56ZM164 54V55H163ZM204 56H203V55ZM252 54H253V57H251L252 56ZM151 55V56H150ZM195 55H196V57H195ZM206 55V56H205ZM258 55H260V56H258ZM44 56H46V58L44 57ZM51 56V55H50ZM150 56V57H149ZM159 56V57H158ZM233 56V60L234 61H232V59H230L229 57H232ZM238 58L239 57V59L240 58H246V60L244 59V61L241 59V61H238V62H240V64L237 62V64H236V57ZM153 57V58H152ZM200 57H202V59L203 60H201L200 59ZM52 60H51V59ZM149 58H152L154 61L153 62H149V61H151L152 59H150L149 60ZM159 58H162V59H159ZM221 58H222V60H223V64H228L227 66V68H229L228 69V71H227V68H225L224 70L225 71H227V74L225 73V71L224 70H222L221 72H220V70L222 69V68H224V67H226L225 65H222V64H218V63H222L221 62ZM50 59V60H49ZM197 59L198 60H200V61H202V64H203V66H205L206 67V69H207V67H208V69L207 70H211L209 73H208V75L206 74V73H204V74H206V76L204 77L203 76V74H199V73H197V72H191V71H194L195 70V66H199V65H201V62L200 61H197ZM225 59V60H224ZM21 60V61H20ZM149 60V61H148ZM162 60V61H161ZM177 60V61H176ZM219 60H220V62H219ZM229 61L228 63H227V61ZM248 60V61H247ZM18 61H20V63H18ZM146 61H148V63L146 62ZM179 61V62H178ZM250 62V63H252V61L254 62L255 61V63H252V66H251V64H247V63H244V62ZM40 62V63H39ZM143 62V63H142ZM157 62V63H156ZM172 62V63H171ZM232 62V63H231ZM234 62V63H233ZM154 63V64H153ZM156 63V64H155ZM208 63V64H207ZM209 63H210V65H209ZM216 65H218L219 67V69L220 70H218V68H217V66H214L215 64ZM0 64H1V61H0ZM18 64H22V65H18ZM47 64V65H46ZM88 64V63H87ZM138 64V63H137ZM142 64H143V66H142ZM152 64V65H151ZM212 64V65H211ZM214 64V65H213ZM231 64H233L232 66H231ZM245 64H247L248 66H247V68H246V65ZM255 64V65H254ZM2 65V64H1ZM0 65V67H2ZM154 65V66H153ZM180 65H182V66H180ZM236 65H237V67H236ZM239 65H241L240 67H242L243 65L245 66V69H243V67L242 68H238L239 67ZM24 66V67H23ZM152 66V67H151ZM202 66V67H203ZM210 66H213L215 69L214 70H212L213 68L212 67H210ZM221 66V67H220ZM223 66V67H222ZM231 66V67H230ZM253 66H254V68H253ZM4 67V66H3ZM89 67V68H88ZM176 67V68H175ZM194 67V68H193ZM199 67H201V66H199ZM205 67H203V68H205ZM235 68V69H233L232 70V68ZM28 68V69H27ZM32 68V70L30 71V69ZM76 68V69H75ZM77 68H79V70L77 71ZM212 68V69H211ZM11 69V70H10ZM83 69V70H82ZM146 69V70H145ZM149 69V70H150ZM237 69H238V74H237ZM241 69H242V71H244V70H246V71H244L245 73H243L242 71H241ZM254 69H256L255 71H254V73L252 72ZM179 71V72H177V71ZM236 70V71H235ZM252 70V71H251ZM11 71V72H10ZM29 71H30V73H29ZM82 71V72H81ZM89 71V72H88ZM153 71V70H152ZM241 71V72H240ZM258 72L257 74L259 75V74H261V75H263V77L261 76H258L255 72ZM15 72V73H16ZM77 72V73H76ZM79 72V73H78ZM82 73V75H80L81 73ZM139 72V73H138ZM223 72L225 73V74H223ZM246 72H249V74H247ZM252 72V73H251ZM176 73V74H175ZM220 73V74H219ZM231 73H229V74H231ZM241 73H242V75H241ZM72 74H74V76H72ZM90 75V74H92V75H90V76H88L87 77V75ZM246 74V75H245ZM254 74H256L257 76V78L255 79V78H253L254 76L253 75ZM22 75V76H21ZM76 75V76H75ZM84 75V76H83ZM99 75V76H98ZM136 75V76H137ZM192 75V76H191ZM224 75V76H223ZM235 75H233L234 76V78H233V76L232 77H230V78H233L230 82H235ZM243 75H245V76H243ZM249 75H251V76H249ZM78 76V78H76ZM81 76H83V77H80ZM91 76H93V77H95V78H93L92 79V77ZM149 76L151 77V78H149ZM168 76V77H167ZM201 76V77H200ZM243 76V77H242ZM16 77V78H15ZM172 77V78H171ZM250 77H252V78H250ZM10 78H11V80H10ZM74 78V79H73ZM76 78V79H75ZM80 78V79H79ZM84 78V79H83ZM87 78H90L91 80H88V83H87V81L85 80V79H87ZM157 78H159L158 80H156ZM167 78V79H166ZM182 78V79H181ZM186 78V79H185ZM189 78V80H191ZM122 79V78H121ZM161 79H163V81L161 80ZM184 79V80H183ZM250 79H255V81L254 80H251L250 81ZM261 80V81H263V83H261L259 80ZM74 80V81H73ZM76 80H79L80 82L81 81H86V90L84 91V95L82 94V91L81 90H76L77 92H81L80 94H81V96H79L80 98V100L79 101H77L79 104H73L72 103V105H71V102L72 101H68V100H70V99H68V98H70L69 96L71 95V96H73L74 97V93H76V91L75 92H73L74 91V88H75V85L77 84L76 82ZM105 80V81H104ZM165 80V81H164ZM206 80H204V82L203 83H205V81ZM212 80H213V78H212ZM257 80L261 83L260 85H259V82H257ZM11 81V82H10ZM98 81V82H97ZM159 82V83H157V82ZM167 81V82H166ZM168 81H170V82H168ZM178 81V82H177ZM226 81V80H225ZM12 82H13V84H12ZM24 82L26 83V86H25V84H24ZM89 82L91 83L90 85H89ZM207 82V81H206ZM228 82V85L226 84ZM227 82H223V84L225 85L224 87H223V85L221 86L222 88H221V91L220 92H223V90H225L228 86H231L230 84H232V83H230L229 81H227ZM76 83V84H75ZM176 83V84H175ZM201 83H202V81L200 82V85H201ZM202 83V84H203ZM256 83H258V84H256ZM20 84V85H19ZM23 84V86H21ZM96 84V85H95ZM160 84H162V85H160ZM166 84V85H165ZM170 84V85H169ZM18 85H19V87L21 86V88H18ZM72 87H71V86ZM95 85V86H94ZM154 85V86H153ZM205 85H207V84H205ZM259 85V86H258ZM3 86L4 87H7L8 88V91H5V90H7L6 88H3ZM99 86V88H97ZM100 86H102V90H101V87ZM152 86V87H151ZM164 86V90H165V92H162V88L161 87H163ZM170 86H174L173 88H174V90H173V92H172V90H171V87ZM258 86V88H256ZM15 87H17L16 89H18V91L15 89ZM43 87V88H42ZM151 87V88H150ZM168 87H170V88H168ZM203 87H205L204 86V84H203ZM207 87V86H206ZM260 87H262V86H260ZM41 88H42V90H41ZM146 88H148V89H146ZM158 88V89H157ZM161 88V89H160ZM172 88V89H173ZM217 88V87H216ZM219 88V87H218ZM62 89H64V90H62ZM69 89V93H67L65 90H68ZM95 89L96 90H98L97 92V94L95 93L96 91H95ZM100 89V90H99ZM107 89V90H106ZM161 90V92H160V90ZM241 89H243V88H241ZM240 89V90H241ZM251 89H253V90H250V92H253L255 89L254 88H251ZM261 89V88H260ZM263 89V90H262ZM261 89V91L259 92V93H261V92H264V88H262ZM61 90V91H60ZM176 90V91H175ZM23 91H25V92H28V93H25V92H23ZM45 91H46V93H45ZM62 91H63V93H62ZM95 91V92H94ZM100 91V92H99ZM109 92L110 94H107L106 92ZM242 91V90H241ZM245 91V89H243V92ZM8 92H10V93H8ZM13 94H12V93ZM42 92H44V93H42ZM51 92H52V94H54V95H52L51 96ZM64 92H66L65 94H64ZM72 92H73V94H72ZM93 95V96H95V97H91L92 95L90 94V93ZM175 92V93H174ZM5 93H7V95L5 94ZM23 93H25V94H27V95H23ZM89 93V94H88ZM100 93V94H99ZM1 94V93H0ZM10 96H9V95ZM11 94L13 95V96H11ZM18 94H20V95H18ZM47 95V97H49L50 96V98L48 99L47 97H46V95ZM70 94V95H69ZM78 95H80L79 93H77ZM76 94V95H77ZM103 94H106V95H103ZM173 94V95H172ZM242 94H244L243 96L245 97V93H242ZM249 94V93H248ZM63 95H64V99H66V96L65 95H68V97H67V99H66V101H68V104H69V106H67L68 104H67V102L66 103H64L65 101H64V99H63ZM89 96V97H91L92 98V100L90 99V98H88V97H86V96ZM96 95H97V100H99L100 99V101L101 100H103V98L104 99H107V97L109 98H112V100L109 98V99H107V100H103L102 102H107V106H106V108H102V106L100 107V105H99V107H97V104H99L100 103V101H97L96 100ZM213 95H215V93L213 94ZM220 95V94H219ZM222 95V97L221 96H218V99H219V97H221L217 102L218 103H213V106H212V104H211V102H213V100L214 101H216L215 99L216 98H214L213 99V97L212 96H210V99H212V101L211 100H209L208 98L209 97H203L202 98V101L203 102H206V103H208V105H209V107H211L210 109H212L213 107L215 108V104H217L218 106H222V103L224 104L222 107H224V108H226V109H230L231 110V112L232 111H236V110H239L238 109V107L236 106V104L237 103H235L234 102V100H229V103L227 104V102H225V101H223V102H220V101H222V100H224V99H226V97H223V94H221ZM9 96V97H8ZM14 96H15V98H14ZM23 97V98H21V100H19V98L18 97ZM40 96H41V98H42V100H41V98H40ZM53 96H54V98H53ZM57 96V97H56ZM84 96H85V98H87V99H85L84 98ZM102 96V97H101ZM103 96H106V97H103ZM120 96V97H119ZM174 96V97H173ZM181 96V97H180ZM216 96V95H215ZM35 97H38V98H35ZM55 97H56V99H55ZM60 99H59V98ZM73 97H72V99H73ZM82 97H83V99H82ZM176 97V98H175ZM175 98V99H174ZM224 98V99H223ZM22 99L25 101V102H22ZM36 99H38V100H36ZM62 99V101H64V102H62L61 101V103L63 104H61V103H59V101ZM91 101H90V100ZM264 99V97L262 98V100ZM9 100V102H7V101ZM41 101V103H40V101ZM83 100V101H82ZM85 100H86V102H85ZM89 100V101H88ZM111 100V101H110ZM113 100H114V102H113ZM167 100V101H166ZM184 100H186V101H184ZM11 101H12V103H11ZM22 103H21V102ZM46 101V102H45ZM50 101V102H49ZM52 101V102H51ZM97 101V103H95ZM109 101V102H108ZM117 101H118V103H117ZM178 101H179V103H178ZM181 101V102H180ZM189 101V100H188ZM209 101H211V102H209ZM7 102V103H6ZM27 102V103H26ZM99 102V103H98ZM110 102H111V104H112V102H113V105H111L110 104ZM9 103V104H8ZM24 103H26V105L27 104H31V106H25V104ZM56 103H57V106L60 108H58L57 106H56ZM180 103H183V104H180ZM185 103H186V105H185ZM210 103V104H209ZM232 103H234V104H232ZM14 104V105H13ZM67 104V105H66ZM115 104V105H114ZM116 104H117V107H118V112L116 111V114H115V111L114 110H116L115 108H114V106H116ZM133 104V103H132ZM140 104H142L141 102H140ZM180 104V105H179ZM187 104H188V106H187ZM230 104H232L231 106H229ZM26 107H24V106ZM47 105V106H46ZM59 105H61V107L59 106ZM75 105H77V107L75 108ZM182 105V106H181ZM233 105L235 106V108L233 107ZM238 105V104H237ZM21 106H23V107H21ZM48 107L47 109H51L52 110V112L51 111H48L47 109H46V107ZM73 108H72V107ZM136 108H137V104L135 103V105H134ZM184 106H185V108H184ZM30 107V108H29ZM32 107V108H31ZM34 107V108H33ZM72 109H71V108ZM133 107V106H132ZM135 107L133 108V109H135ZM20 108V109H19ZM40 108V109H39ZM75 108V109H74ZM102 108V109H101ZM142 108H143V105H142ZM176 108H178V107H176ZM178 108V109H179ZM232 108H234V110L232 109ZM3 109H5L4 111H3ZM10 109H12L11 110V112H9L10 111ZM16 109H19V110H16ZM29 109H31L30 111H28ZM34 109V110H33ZM56 109V110H55ZM86 109V110H85ZM133 109H130V111H133ZM181 109V110H182ZM14 110V111H13ZM16 110V111H15ZM24 110V111H23ZM26 110V111H25ZM58 110V113H56V111ZM62 110H64V111H62ZM67 110V111H66ZM76 110V111H75ZM79 110V111H78ZM138 110H139V108H138ZM8 111V112H7ZM23 111V112H22ZM33 111H34V114H33ZM63 112V113H60L59 114V112ZM12 112H14V113H12ZM22 112V114H20ZM29 112V113H28ZM31 112V113H30ZM52 114H54L53 115V117H51V113ZM80 112V113H79ZM89 112H90V114H89ZM125 112V111H124ZM5 113V115H3ZM10 113H11V115H10ZM25 115H24V114ZM26 113L28 114V115H26ZM75 113V114H74ZM79 113V114H78ZM97 113V114H96ZM108 113V114H107ZM132 113H139L138 114V117L136 118V120H135V122L137 123V124H139V125H137L135 122H134V125L136 124V127L134 126V128H138V132L139 131H142V130H144V128H146V130L145 131H148V130H151V128H152V130H153V128L154 127H151L150 129L148 128V125L147 124H145L146 122H148L149 121V119L148 118H146V115H145V117L144 116H142L143 114H141L140 112H138L137 110L135 111L134 110V112H132ZM131 113V114H132ZM14 114V115H13ZM19 114H20V116H19ZM35 116V122H34V116ZM57 114L59 115V116H57ZM62 114H63V116H62ZM81 114V115H80ZM82 114H84L83 115V117H82ZM94 114H96V116L97 115H99V120L100 121H96V119H97V117H94L95 115ZM140 114H141V116H140ZM22 115H24V116H22ZM77 115H79V116H77ZM93 116L94 118H95V120H92V118L90 117V116ZM109 117V118H112L113 117V119H108L107 118V116ZM111 115V116H110ZM115 115V116H114ZM18 116V117H17ZM26 116V117H25ZM31 116H33V117H31ZM43 116L44 117H46V118H43ZM56 118H55V117ZM76 116V117H75ZM86 116V117H85ZM90 117L91 119L90 120H92V122H90V120L88 119V122H87V119L86 118H88V117ZM22 117H24V118H22ZM28 117H29V119H28ZM129 117V116H128ZM128 117H126V118H128ZM131 117V116H130ZM130 117H129V119H130ZM141 117V118H140ZM13 118H14V121H12L13 122V124H11L12 122H10V124H9V119H12L13 120ZM26 118L28 119L27 121H25L26 120ZM58 118H63L62 120H60V119H58ZM71 118L73 119V121L71 120ZM85 120H84V119ZM93 118V119H94ZM114 118H115V121H113L114 120ZM21 119H24V120H21ZM33 121H32V120ZM42 119V120H41ZM65 119V120H64ZM83 119V120H82ZM101 119H104V120H102L101 121ZM139 119V120H138ZM141 119V120H140ZM145 119V120H144ZM19 120V124H23V122L24 123H26V124H24V126H23V129L22 128H20L19 126H21V125H19L18 124V122H16V121H18ZM30 120V122H28ZM56 120V121H55ZM58 120L60 121L59 123H58ZM146 120H148V121H146ZM22 123H21V122ZM37 121V122H36ZM38 121H40L39 123H38ZM63 121V122H62ZM65 121V122H64ZM72 123H71V122ZM83 121L85 122V124H83ZM143 121H145L144 122V126H143V124H142V122ZM35 123V124H33V123ZM49 122H50V124H49ZM124 122H129V120L127 119V121L125 120ZM130 122H133L132 120L130 121ZM139 122V123H138ZM150 122V121H149ZM148 122V123H149ZM15 123V124H14ZM43 123H44V127H43ZM47 123V124H46ZM65 123V124H64ZM68 123V124H67ZM72 124V126L73 125H76V126H74V127H72L71 126V124ZM87 123H89V124H87ZM27 124H29L30 125V127L27 125ZM49 124V125H48ZM95 124H97V126L95 125ZM140 124H142L141 125V127H137V126H140ZM32 125V126H31ZM42 125V126H41ZM48 125V126H47ZM68 125V126H67ZM29 127V128H26V127ZM61 126L63 127H65V128H67V130H68V128H70V129H75V130H79L80 129V127L79 126H83V127H85V128H82V129H84V131H82V129L81 130H77V132H80V135L82 136V137H84V139H82V137L81 136H79L81 139V141L82 142H84V146L86 147V145H85V143L87 144V142H88V144L87 145H89V148H85V149H83V152H81V154H80V156H78V157H74V156H70V158H62V157H60L61 155H60V153H57L59 156H57V154L55 155V153L54 154H52V153H50V152H44V153H42V155H41V153L40 154H38L37 156H35L34 154H37V153H39V152H37L38 150H37V148H38V146H39V143H37L38 142V140H39V142L41 141V140H43V137H46V136H43V135H48V134H50V135H53L52 134V131H53V133L54 132H56L57 131V133H58V131H59V129L61 128ZM71 126V127H70ZM79 128H78V127ZM88 126H90V130L92 131L93 130V133L91 134L89 131L87 132V127ZM91 126H92V129H91ZM100 126L102 127V128H100ZM104 126V127H103ZM106 126L109 128V129H112L111 130V132L109 133V134H112V135H110V136H108L109 138H107V135H109L108 134V131H110L108 128H106ZM147 126V127H146ZM149 126H151L150 125V123H149ZM33 129H32V128ZM48 127V128H47ZM53 127V128H52ZM76 127V128H75ZM100 128L101 130H102V132L101 131H99V129H97V133L98 132H100V134L98 135L97 133H95L94 131H96L95 129L96 128ZM31 128V129H30ZM34 128H36V130L34 129ZM54 128H57V129H55V131H54ZM64 128V129H65ZM103 128H105L104 130H106L107 131V133H106V131H104L103 130ZM141 128H143L142 130H141ZM156 128V127H155ZM12 129H16L15 131L13 130L12 132L14 133V135H15V137H14V135H13V133L12 132H10ZM21 129H22V131H21ZM26 129H27V133H26ZM45 129H47L46 131H45ZM51 129H53V130H51ZM73 129V130H74ZM140 129V130H139ZM148 129V130H147ZM28 130H30L29 132H28ZM32 130H34V131H32ZM42 130V131H41ZM44 130V131H43ZM135 129H134V131H136ZM24 131V132H23ZM36 131V132H35ZM50 131V132H49ZM126 132H127V130H125ZM33 133L32 135H35V136H32L31 135V137H30V133ZM41 132V133H40ZM47 132H49V133H47ZM85 133L86 135L88 134V133H90L91 134V136L93 135V137H94V135H98L99 137H100V135H101V137H100V140L102 139V140H104L105 141V139L108 141V142H105L104 143V141L102 142H100V141H98L99 140V137L97 138L96 136H95V139L93 138H91V136L88 134V136H90V137H88V138H90V139H88L85 135H83V133ZM103 132H105L107 135H102L103 134ZM10 133H11V135H10ZM23 133V134H22ZM25 133V134H24ZM38 133V134H37ZM43 133V134H42ZM16 134H17V136H16ZM42 136H41V135ZM128 134H130V132H128ZM154 134V133H153ZM29 135V136H28ZM38 136V138H37V136ZM54 135H55V133H54ZM53 135V136H54ZM116 136L118 135V133H116L115 134ZM136 135L137 134H134V138L133 139H136ZM39 136H41V138L39 137ZM154 136V137H153ZM155 134L154 135H151V137H153L154 138V144H156V142H157V136H156V139H155ZM12 137V138H11ZM17 137V138H16ZM35 138L36 140V142L34 141V139L33 138ZM33 141H30V139ZM87 138V139H86ZM105 138V139H104ZM153 138H152V140H153ZM10 139V140H9ZM17 140H19V141H17ZM20 141H21V143H22V145H24V146H22L21 147V144H20ZM85 141H87V142H85ZM100 142V145L99 146H97V144H99V143H97V142ZM138 141V140H137ZM136 141V142H137ZM12 144H10V143ZM17 142H18V144H17ZM28 142V143H27ZM8 143V145H6ZM97 143V144H96ZM102 143H104L105 145H107L108 143V149H105L106 148V146H104V148H103V145H101ZM158 143V142H157ZM15 144H17L16 146H15ZM20 144V145H19ZM34 145V146H32V145ZM36 144H38L37 146H36ZM41 144V143H40ZM91 144L94 146L93 148H91L92 146H91ZM95 144V145H94ZM139 144V143H138ZM6 145V147L7 146H9L8 148H4V146ZM11 145V146H10ZM3 146V147H2ZM23 149H21L20 147ZM98 147V148H96V147ZM27 147V149H25ZM31 147V148H30ZM34 147V148H33ZM193 147V146H192ZM191 146H190V148H192ZM199 149H198V148ZM251 147V146H250ZM249 147V148H250ZM255 147V146H254ZM33 148V149H32ZM36 148V149H35ZM97 150H96V149ZM100 148H101V150H100ZM102 148L104 149V150H102ZM194 148H197V150H196V152H193V153H199L200 155L202 154H204L205 152H207L209 155H211V157L209 156V155H207V156H205V154H207V153H205L204 154V156H205V158L206 159H202V158H204V157H201L200 155H198L199 156V158L201 159H199L198 158V156H197V154H196V157H197V159H196V157L194 156L193 158H192V160H193V163H191V162H189V163H186L185 164V167H186V169L185 170H197V169H199V170H197L196 172H203L204 174L206 173L205 172V170L207 169V171H209V173H210V175H218V174H221L223 171H226L229 167H231L230 165H228V161L226 162V160H227V158L225 157V159L226 160H223L224 159V157H222L221 158V160L220 159H218V157H220V155L219 154H217V158L216 159H218V160H216L215 159V157H214V155H215V153H213V156H212V152H211V154L208 152V151H206V150H204V149H201V150H204L203 152L204 153H200L199 151H201L200 150V148H202V147H199V146H194ZM194 148H192L191 150H193ZM247 146L245 147V150H247L246 152L247 153H249L248 154V156H247V154L245 153V155H246V158L245 159H249L250 157H249V155L252 157V152L251 151H255L256 150V148H253V147H251L250 149H251V151L250 150H248L249 148H247ZM252 148L253 149H255V150H252ZM36 150V153L34 152L35 150ZM95 149V150H94ZM14 150V151H13ZM25 150V151H24ZM26 150H27V152H26ZM34 150V151H33ZM92 150V151H91ZM106 150V151H105ZM112 152H111V151ZM117 150V149H116ZM244 150V149H243ZM250 151V152H249ZM257 151V150H256ZM29 152H31V153H29ZM34 152V153H33ZM100 152V153H99ZM103 152H108V153H110V155L109 154H103ZM118 151H116V153H117ZM258 153H256L257 155H255V152L253 153V155H255V157L256 158H258V155L260 154V153H262V154H260V158H258V159H260V162L258 163L257 162V160H255L256 158H254V156L252 157V159L251 160H254V162L252 163V162H250L251 160L249 159H247L246 161H245V159H243L244 160V163H242L243 164V166H242V164H240L241 165V167H243L244 168V166H246L245 168H247L249 165L251 166H254V167H252V169L250 168V166H249V168L251 169V171L252 172H247L248 170H249V168H247V169H245L244 168V170H241V169H243V168H241V167H239V166H236V167H238L239 169L238 170H241L242 171V173H240V171H239V173L241 174V176L242 175H244V177H246V178H248L250 175H252V176H250L248 179H244V180H247V182H248V180H249V182L250 181H252V183H247L248 185H245V184H241L240 186L238 185V187L236 186L237 184L235 183V181L233 182L232 181V183L234 184H232L234 187V189H230V193H225V195L224 196H221L222 194L219 192V193H217L214 197H212V198H210V201H211V203L213 204V207L209 204H207L206 206H207V209H208V207H211V208H209V209H212V210H210V212L211 213H209L208 211L209 210H206V208H203V206H202V208H199V209H196L197 211H192V212H194V216H191V215H193V214H191L190 215V219H188V222L189 221H191L192 219H194L195 220V224L193 225L194 227H192V223H194V221L193 222H189V226L187 227V229L189 228V230L191 229H193V231H189L188 233V235H187V239H190V240H188V241H190V242H188L187 241V243H188V246H190L189 244H191V245H193V246H196V248L194 247V249H192V247L190 246V247H188L187 245V247L185 246V248L183 249V252H184V254H185V256H183V258L184 259H182V260H184L183 261V263L184 264H192V262L195 264L196 262H199V263H197V264H214L215 263V261H216V264H227V263H230V264H256L257 263V261L259 262V260H263L264 259V182H262V181H264L263 179H264V170L262 171V169H264V165H262V164H264V153H263V151H257ZM260 152V153H259ZM10 153V154H9ZM13 153H14V156H11V155H13ZM22 153V154H21ZM25 153H27L26 155H25ZM33 153V154H32ZM83 153V154H82ZM101 154V155H103L101 158H103V159H101L99 156H101V155H99V154ZM17 154H18V156H17ZM23 154H24V156L25 157H23ZM32 154V155H31ZM90 154V155H89ZM92 154V155H91ZM118 155H119V153H117ZM194 154V155H195ZM27 155H29L28 156V158H27ZM30 155H31V157H30ZM54 157H53V156ZM82 155V156H81ZM88 155L89 156H93L91 159L88 157ZM106 155H109L108 157L106 156ZM219 155V156H218ZM263 155V156H262ZM50 156V158L48 159V157ZM112 158H111V157ZM41 158V160H40V158ZM47 157V158H46ZM83 157H86L87 158V160H89L90 159V162L89 161H87L86 160V158L85 159H83ZM95 157L96 158H98V159H96V161H95ZM120 157V156H119ZM214 157V158H213ZM262 157H263V159H262ZM39 158V159H38ZM44 158V159H43ZM100 158V159H99ZM104 158L105 159H107V160H104ZM195 158V159H194ZM46 159H48V160H46ZM66 159H69L68 161H66ZM71 159V160H70ZM83 161H82V160ZM119 159V158H118ZM117 159V160H118ZM209 159V160H208ZM213 159H215L216 161H218V163L215 161V160H213ZM32 160V161H31ZM197 160V161H196ZM199 160V161H198ZM223 160V161H222ZM54 163H53V162ZM70 161V165H72V166H70V165H68V162ZM89 162V164L91 163V165H89V166H87L86 165V163L85 162ZM95 161V162H94ZM98 161H102L101 163H99ZM184 161H185V159H184ZM259 161V160H258ZM262 161H263V163H262ZM73 162H76V163H73ZM97 162V163H96ZM110 162H112V163H110ZM117 161H115V163H116ZM186 162H188V160L186 161ZM226 162V163H225ZM245 162H246V164H248V165H246L245 164ZM248 162V163H247ZM59 163V164H58ZM85 163V164H84ZM98 163H99V165L101 166L102 165V167H100V166H98ZM104 165H103V164ZM249 163H252V164H249ZM254 163H258V165H256V164H254ZM260 163H261V165L263 166V167H261L260 166ZM53 164H54V166H53ZM75 164V165H74ZM88 164V163H87ZM245 164V165H244ZM254 164V165H253ZM113 165H115V166H113ZM194 167H193V166ZM202 165V166H201ZM92 166V167H91ZM97 166V167H96ZM105 166H107L106 168H105ZM258 166H260V168H258ZM81 167V168H80ZM90 167V168H89ZM99 167V168H98ZM216 167H219V170L220 171H218V168H216ZM105 168V169H104ZM116 168H117V166H116ZM139 169L140 168H142V170H144L145 168H143V167H141V166H139L138 167ZM137 168V170H139ZM54 169V174H55V172H56V176L57 175H59V172L61 173V176L59 175V177L57 176H55V175H53V170ZM71 170V171H68L69 173H67V171H65V170ZM86 169V170H85ZM136 169V168H135ZM212 169V170H211ZM216 169V170H215ZM222 169V170H221ZM254 169H260V174H258L259 172H255L256 170H254ZM56 170V171H55ZM112 170V169H111ZM115 170H117V169H115ZM119 170V169H118ZM141 170V169H140ZM194 170V171H195ZM218 171V172H221V173H216V174H214L215 173V171ZM232 170H236V168H232ZM245 170H246V172H245ZM4 172V173H2V172ZM5 171L7 172V174H8V172H9V175H11V177H13V179L14 178H16V176L18 177H23V178H16V179H22L21 181H23V182H21L20 180H16V179H14V181H12L13 179L12 178H9L10 179V182L8 181V177H6L7 176V174L5 173ZM63 171V172H62ZM91 171V172H90ZM211 171V172H210ZM245 173H244V172ZM250 171V170H249ZM261 171H262V173H261ZM73 172V173H72ZM12 173V174H11ZM26 173H28L27 175H26ZM65 173H67V174H65ZM73 175H72V174ZM74 173H76V174H74ZM209 173H206V175H209ZM250 174L249 176H247V174ZM6 174V175H5ZM71 175V177L73 178V177H76L75 175H77V177L75 178V180H74V178H73V180L77 183V184H74L75 182L73 181V180H71L72 178H70V179H68V176L69 175ZM202 174V173H201ZM239 174V175H240ZM253 174L255 175V174H258L257 176L255 175L254 177H256L255 179H257L258 180V178L260 177V178H263V179H260V180H262V181H257L258 183H256L255 181H254V179L252 180V177H253ZM261 174H263V176L261 175ZM93 175V176H94ZM246 175V176H245ZM262 177H261V176ZM63 176V177H62ZM64 176H65V178H67L68 179V183H67V180L64 178ZM259 176V177H258ZM3 177H5L4 179L5 180H3ZM57 179H56V178ZM62 177V178H61ZM70 177V176H69ZM243 177V178H244ZM253 177V178H254ZM258 177V178H257ZM43 178V179H42ZM49 178H54L56 181H55V183L56 184H58L57 183V181L60 183V188H58V185H56V188H55V186H53L52 184H55L54 183V180L52 181V182H50L51 180H49ZM59 178V179H58ZM242 178V177H241ZM240 178V180H243V178L241 179ZM62 179H63V181H62ZM77 179V180H76ZM251 179V180H250ZM40 181V185L38 184V183H36V182H39ZM66 180V181H65ZM98 180V179H97ZM232 180V179H231ZM3 181L5 182V183H3ZM7 181V182H6ZM15 181H17V182H19V183H16ZM29 181V182H28ZM30 181L31 182H35L36 183V185H38L37 187H36V185H33V184H35V183H30ZM42 181H43V183H44V185H42L43 183H42ZM71 181H73L74 183H71ZM99 181V180H98ZM98 181H96V182H98ZM101 181V180H100ZM13 184H12V183ZM25 182H26V184H25ZM28 182V183H27ZM72 184L71 186H70V183ZM101 182H103V181H101ZM255 182V183H254ZM15 183L16 184H20L21 183V185H22V183H24L23 184V186H21V188H20V185L17 187V185H15ZM52 183V184H51ZM4 184V185H3ZM31 185V186H29V185ZM12 185V186H11ZM15 185V187H13ZM25 185L26 186H28V187H25ZM76 185V186H75ZM251 185V186H250ZM3 186H4V188H3ZM11 186V187H10ZM63 186V187H62ZM65 186V187H64ZM68 186V187H67ZM70 186V187H69ZM29 187H31L32 188V190H31V188H29ZM39 187V188H38ZM46 187V188H45ZM61 187H62V189H61ZM19 188V189H18ZM29 188V189H28ZM33 188H34V190H33ZM45 189V190H44ZM47 189V190H46ZM55 189V190H54ZM56 189H58L59 191L57 192V190ZM61 189V190H60ZM75 189V190H76ZM9 190V191H8ZM22 190V189H21ZM26 190V191H27ZM70 190V191H71ZM84 190H85V192H86V195H88L87 193H88V191H89V188L87 187L86 189L84 188L83 189V193H84ZM232 190V191H231ZM15 191V192H14ZM60 191H61V193H60ZM54 192H56V193H54ZM66 192V193H65ZM79 191H77L76 190V193L78 194V196H79V194L81 195V194H83V193H78ZM80 192H82V191H80ZM235 192V193H234ZM16 194V195H13V194ZM55 194V195H54ZM42 195V196H41ZM46 195V196H45ZM83 195H85V193L83 194ZM85 195V196H86ZM11 196V197H12ZM18 196V197H17ZM219 196H221L220 198H223L224 197V201L222 200V202H221V200H219L218 199V197ZM43 197V198H42ZM47 197V198H46ZM76 197H77V195H76ZM19 198H21V197H19ZM42 198V199H41ZM46 198V199H45ZM59 197H58V199H60ZM215 199V200H214ZM21 200L22 201H24L25 200V198H21ZM218 200V201H217ZM219 203V205L220 206H218V203ZM220 201V202H219ZM227 203V204H224V203ZM223 203V205H221ZM217 204V205H216ZM233 204V205H232ZM214 205H215V207H214ZM227 205V206H226ZM226 206V207H225ZM232 206H234V207H232ZM237 208H236V207ZM201 207V206H200ZM218 207V208H217ZM220 207H223V209L221 208V210H223V215H222V211H220L219 210V208ZM231 207V208H230ZM217 208V209H216ZM230 208V209H229ZM235 208V209H234ZM201 209H203V211L201 210ZM214 209L216 210V212L214 211ZM224 209H225V212H224ZM234 209V210H233ZM200 210V211H199ZM229 212H228V211ZM230 210H233V211H230ZM236 210V211H235ZM218 211V212H217ZM221 213H220V212ZM227 211V212H226ZM234 211L236 212V213H234ZM202 212H203V214H205L206 213V215H203L202 214ZM208 212V213H207ZM238 212V213H237ZM224 213H230V214H232V215H230V214H228L227 216L229 217L228 219H227V217H226V214L224 215ZM244 213H245V215H249V216H245L244 215ZM212 214V215H211ZM217 214V215H216ZM242 214V215H241ZM239 215H240V217H239ZM244 215V216H243ZM197 216V217H196ZM205 216V217H204ZM207 216H209V217H207ZM211 216H212V219H211ZM217 217V219H220L222 216V218L220 219V220H217L216 218H214V217ZM221 216V217H220ZM235 216V217H234ZM194 217H196V218H194ZM220 217V218H219ZM236 217H237V219H236ZM239 217V218H238ZM246 217V218H245ZM248 217H249V219H248ZM210 219V220H208V219ZM244 218V220L245 221H247L246 223L244 222V220H241V219H243ZM250 218H252V219H250ZM254 218V219H253ZM225 219V220H224ZM227 219V220H226ZM230 219H235V220H233V221H231ZM199 220H201L202 222H200ZM206 220V221H205ZM223 220V221H222ZM239 220V221H238ZM218 221V222H217ZM252 221H254V222H252ZM222 222V223H221ZM225 222V223H224ZM231 222V223H230ZM235 222H236V224H235ZM241 222V223H240ZM197 223V224H196ZM230 223V224H229ZM237 223H239L240 225L238 226V224ZM243 223H244V225H243ZM249 223V224H248ZM191 224V225H190ZM247 224V225H246ZM250 224H252L254 227H257L258 226V228H254L252 225L250 226ZM256 226H255V225ZM226 225V226H225ZM243 225V226H242ZM249 225V226H248ZM231 226V227H230ZM233 226V227H232ZM247 226L250 228L251 227V229H252V231H249V230H251V229H249L248 228V230H247ZM244 227V228H243ZM236 228V229H235ZM195 229V230H194ZM255 231V232H254ZM198 232V233H197ZM200 232H201V234H200ZM193 233H195V234H193ZM198 234V235H197ZM255 236V237H254ZM188 237H190V238H188ZM254 237V238H253ZM195 238L197 239L196 240V243H195ZM192 240L194 241L193 243H192ZM195 243V244H194ZM200 243V244H199ZM197 244V245H196ZM200 245V246H199ZM200 248H199V247ZM202 246V247H201ZM220 246V247H219ZM199 248V249H198ZM192 249V250H191ZM213 249V250H212ZM212 250V253L213 254H208V252L207 251H211ZM216 250V251H215ZM199 251H201V252H199ZM204 253H203V252ZM215 251V252H214ZM217 252V253H216ZM202 253V254H201ZM215 253V254H214ZM206 255H207V257H206ZM211 255V256H210ZM212 255H214V256H212ZM209 256V257H208ZM213 259H212V258ZM191 258H193L192 260L193 261H191ZM194 259H196V260H198V261H195ZM211 259V260H210ZM214 260V261H213ZM223 260V261H222ZM225 260V261H224ZM188 261V262H187ZM189 261H190V263H189ZM213 261V262H212ZM218 261H220V263H218ZM224 262V263H223ZM0 264H24V263H22L21 261H19V259H17L16 258V256L15 255H13V256H11V257H8V258H4V256L1 254L0 255Z\"/></svg>",
	"mask_w": 264,
	"mask_h": 264
}]
</instances>
